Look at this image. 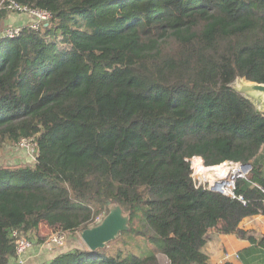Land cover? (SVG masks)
Here are the masks:
<instances>
[{"label":"trees","instance_id":"1","mask_svg":"<svg viewBox=\"0 0 264 264\" xmlns=\"http://www.w3.org/2000/svg\"><path fill=\"white\" fill-rule=\"evenodd\" d=\"M15 1L51 17L0 37V148L35 136L39 150L0 166V264L17 258L11 229L77 234L112 192L137 202L148 253L83 243L43 264H210L209 229L264 215V112L228 86L264 83V0ZM192 157L252 168L230 196L195 187ZM250 239L264 262V237Z\"/></svg>","mask_w":264,"mask_h":264},{"label":"rangeland","instance_id":"2","mask_svg":"<svg viewBox=\"0 0 264 264\" xmlns=\"http://www.w3.org/2000/svg\"><path fill=\"white\" fill-rule=\"evenodd\" d=\"M11 13H9L10 15ZM8 15V16H9ZM8 16L5 18L3 22H0V34L8 27L10 26H18L15 25L16 22L14 20L16 17H18L17 14H11L12 19H9ZM26 15H22L21 17H25ZM28 18V16H26ZM7 19V20H6ZM8 21V22H7ZM20 23V22H19ZM2 35V34H1ZM0 35V36H1ZM13 143H5L0 148V166H17V165H30L32 166L35 162V158L31 154H29L26 151L23 150H17L13 145ZM223 175L226 173V167H223ZM219 175V176H223ZM86 201H96L92 197L85 198ZM102 202V204H101ZM118 204L122 207L123 212L125 215H129V211L137 205L136 201H130V202H124V200L121 199L120 193L112 192L109 194V197H103V200H98V206H102L103 211L98 215L99 219L97 221L90 225H96L99 223L102 218L105 216V214L109 211V209L115 205ZM105 213V214H104ZM130 229L124 233L123 236H117L114 241H110L107 243V246L109 248V252H115L119 248H127L129 245L134 247V250L138 253L147 254L148 253V245L147 243L139 236H136L134 233H132L131 225L129 224ZM58 229L55 228H49L46 226L39 227L37 232H34L33 237V248L29 250L25 255H22L20 257H17L16 259H11L8 264H40L50 258L55 252L58 251H66L70 250L72 248L82 247L83 241L80 239L79 232L77 234H66L64 241L61 245H51L47 246L45 244V239L52 234L53 232L57 231ZM82 242V243H81ZM117 248H116V247ZM106 249V248H105ZM162 259L159 258L160 264H164Z\"/></svg>","mask_w":264,"mask_h":264},{"label":"built area","instance_id":"3","mask_svg":"<svg viewBox=\"0 0 264 264\" xmlns=\"http://www.w3.org/2000/svg\"><path fill=\"white\" fill-rule=\"evenodd\" d=\"M1 2L11 13L28 14L31 17L30 26L33 28H38V25L41 22H47L51 17L50 12L45 9L28 8L27 6L20 4L15 0H2ZM20 27L21 26H10L1 33L2 35H0L2 37L13 38L19 34ZM13 146L17 150L28 152L33 156V158H36L39 152L38 143L35 136L21 138L15 144H13ZM195 160H200L203 164V160L200 157H192L190 159V168L192 170L191 176L195 187L203 186L204 188L210 189L212 191L230 196H234L236 179L245 178L250 173L252 168L250 163L226 161L221 164L226 167L225 175H216L213 179H210L206 178L195 170L193 167ZM97 219H99V217L94 219L93 224L97 221ZM10 236L13 239L17 257L25 254L33 246L34 232H27L24 235H20V230L11 229ZM64 238L65 233L57 230L45 239V244L47 246L61 245L64 241ZM164 264H168V260H166Z\"/></svg>","mask_w":264,"mask_h":264},{"label":"crops","instance_id":"4","mask_svg":"<svg viewBox=\"0 0 264 264\" xmlns=\"http://www.w3.org/2000/svg\"><path fill=\"white\" fill-rule=\"evenodd\" d=\"M11 14L13 15L14 13ZM11 14L8 16V21L9 19L13 18L11 17ZM15 14L18 15V17L15 18L17 20H14V22H16L15 25L23 26L25 24L30 23L31 17L28 14H24V13H15ZM23 14L28 16V18L26 16L21 17ZM256 160L258 163L262 165L264 171V147H262V149L256 156ZM221 164H219V166L224 167V165ZM43 226L52 228L48 225L46 221H42L39 225V227H43ZM251 237H255L257 240L261 237H264L263 214H257V215L245 217L238 224L236 230L230 233H222L219 231L218 227H213L209 229L208 238L205 245L202 248V251L207 256L208 262L210 264H223L225 262H231L232 264H264V262L261 261V254H262L261 251L254 253H250V252L246 253V250L250 246H252V242L250 239ZM32 248L33 247H31L29 250H31ZM107 248L109 247L106 244V246L104 247L106 253H110V254L114 253V252H109ZM257 249H259V247H257ZM58 252H55L50 258H48L47 260H45L40 264H43L51 260V258L55 256V254ZM157 257L158 259L159 258L162 259L161 261L163 263L166 262L167 260L166 257L161 253H157Z\"/></svg>","mask_w":264,"mask_h":264},{"label":"water","instance_id":"5","mask_svg":"<svg viewBox=\"0 0 264 264\" xmlns=\"http://www.w3.org/2000/svg\"><path fill=\"white\" fill-rule=\"evenodd\" d=\"M228 86L248 99L258 110L264 112V83L237 76ZM129 229V215H125L122 207L115 204L99 223L82 229L79 236L90 250H98Z\"/></svg>","mask_w":264,"mask_h":264},{"label":"bare ground","instance_id":"6","mask_svg":"<svg viewBox=\"0 0 264 264\" xmlns=\"http://www.w3.org/2000/svg\"><path fill=\"white\" fill-rule=\"evenodd\" d=\"M193 167L206 178L213 179L216 175H223V167L219 165L206 167L200 160H195Z\"/></svg>","mask_w":264,"mask_h":264}]
</instances>
